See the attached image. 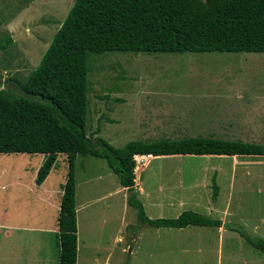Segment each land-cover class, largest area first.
<instances>
[{
  "label": "rangeland",
  "instance_id": "obj_1",
  "mask_svg": "<svg viewBox=\"0 0 264 264\" xmlns=\"http://www.w3.org/2000/svg\"><path fill=\"white\" fill-rule=\"evenodd\" d=\"M74 2L0 0V45L5 46L0 49V91H14L11 79L27 80ZM88 70L90 138L101 137L115 148L131 141L189 137L264 145V53L110 52L90 55ZM43 161L39 154L0 155V264L58 262L54 211H45L43 219L32 218L36 193L28 192L36 185ZM57 161L59 176L65 179L66 155L60 154ZM135 162L134 189L143 204L147 200L148 214L161 210L157 215L168 218L179 210H204L207 205L226 208L234 217L228 222L264 241V157L136 156ZM51 175L46 186L55 184L52 179L57 176ZM75 182L76 264H240L229 259L234 255L229 250H220L218 258L213 228H202L209 235L208 248L198 249L193 248L195 241L182 248L184 233L177 236L175 229L140 225L137 211L126 208L127 191L104 159L77 156ZM51 219L55 237L37 236L41 234L34 223L47 227ZM190 230L201 235L198 227ZM241 240L244 248L234 257L249 261L257 256L254 264H264V254Z\"/></svg>",
  "mask_w": 264,
  "mask_h": 264
},
{
  "label": "trees",
  "instance_id": "obj_2",
  "mask_svg": "<svg viewBox=\"0 0 264 264\" xmlns=\"http://www.w3.org/2000/svg\"><path fill=\"white\" fill-rule=\"evenodd\" d=\"M110 52L264 53V0H75L27 80L11 79L14 91H0V154L43 155L36 185L47 178L57 156L66 155L57 217L58 264L77 261V156L106 161L128 192L127 204L137 211L140 225L169 229L220 227L221 222L193 211L149 219L134 189L135 155L264 156L262 145L203 137L131 141L122 148L88 137V60ZM229 227L264 254L263 240Z\"/></svg>",
  "mask_w": 264,
  "mask_h": 264
},
{
  "label": "crops",
  "instance_id": "obj_3",
  "mask_svg": "<svg viewBox=\"0 0 264 264\" xmlns=\"http://www.w3.org/2000/svg\"><path fill=\"white\" fill-rule=\"evenodd\" d=\"M244 143H248V142H244ZM255 144H257V143H255ZM258 145H261V144H258ZM262 146H264V145H262ZM0 155H4V154H0ZM58 156H57V159H56L57 163H58V161H57L58 160ZM236 157H238V156H236ZM247 157H264V156H247ZM152 158H154V157L152 156ZM56 162L54 164V167L51 169L49 175L44 180V182L41 185H35L34 188H32V190L29 189V191H28L30 193H31V191H33V193H36V203L34 204V212H33L34 215L32 216V218L35 217L38 220L39 219H43V217L45 215V211H47V213H48L50 210H53L54 211L52 213L53 215L50 214V216L52 215V218L55 217V222L57 221V217H58V213H59V209H60V203H61V196H62V194L59 193V189H60V186L65 183L66 177H65V179H61V177L59 176L60 173H61V170H59V166L56 165ZM53 171L55 173H53ZM51 174L57 176V178H53L52 179V180L56 179L55 184L54 185H50L49 184L48 186H46V184L49 182L48 181L49 177H50V179L52 178ZM186 175L189 176L190 172H188ZM192 175H194V174H192ZM221 179L222 178L220 176L216 179L217 183H218L217 185L219 187V194H220V189H221V185H222L221 184ZM135 181H136V179H135ZM225 186H227V185L225 184ZM134 187H135V185H134ZM227 187L229 188V186H227ZM218 197H219V195H218ZM218 197L216 198V200L218 199ZM146 201L147 200H145V202ZM140 202H142V200ZM145 202H144V204H143V202L141 203L143 208L145 209L144 211H146ZM193 202H194V205H195L196 202L195 201H193ZM127 207L129 208L128 205L126 206V208ZM154 207L161 208L162 206H161V204H158V205L155 204ZM224 209H225V211L224 210L220 211V210L214 208V206H208L207 205V206H204V210H202V209L201 210H197V211L196 210H179V211H177L176 213H174L173 215H171L168 218H176L184 211H193V212L199 213V214H201V215H203V216H205L207 218H209L210 216L220 215L219 217H217L218 219L209 218L211 220H217V221L221 222L220 227H210V228H213V230H215L216 234H217L216 240L218 242V245H217L218 258L220 257V250L221 251L229 250V252H231L232 254L235 255L237 253V255H238V252L241 251L240 248H242V247L244 248V246H243L244 242L241 240L243 238L237 232L231 230V227H229V226H231L233 224L228 222V218H234V217H233L232 214H230L228 211H226V208H224ZM158 211L160 212L161 210H158ZM76 212L79 213L78 208L76 209ZM159 212H157L155 215H151L150 213L148 214V212L146 211L145 214H146V216L149 219H159V218H166L167 217V216H164V215H157ZM55 214H56V216H55ZM49 222L50 223H49V225L47 227L46 226L42 227L40 225H37V223H34V225L38 227V228H35L36 232L41 234V235H37V236H39V237L42 236L43 237L44 234H46L47 236L52 235V236L55 237L57 229L54 230V224H53L54 222H53L52 219ZM7 227H9V226H7ZM10 227L14 228L13 226H10ZM191 227L192 228L198 227L199 230H197L198 231L197 233L201 234V235H198V237H196L194 235L195 232H191V230H190ZM42 228H44V229H42ZM202 228H205V227L188 226L186 228L175 229L177 236L180 233H184L183 236H184V238L186 240L183 241L182 248H186V247H188L191 244L193 245L194 241H195V245L193 246V248L201 249V248H203V246H204V248H208L207 241L209 239L208 238L209 235H207L206 233L202 232ZM43 230H45V232H42ZM194 230H196V229H194ZM194 230H192V231H194ZM39 231H41V232H39ZM77 231H78V229H77ZM7 235H9L8 237L12 239L11 241L15 240L14 237H10L11 235H13V233H10V234L7 233ZM206 238H208V239L206 240ZM191 242H193V243H191ZM35 245H37V244H35ZM240 245H241V247H240ZM195 246H197V247H195ZM235 247H237L236 251L232 250ZM77 253H78V237H77ZM241 253L242 252H240L239 254H241ZM234 255H233L232 258H229V259H231L232 261L237 260V262L240 263V264H254L255 261H258V257L257 256H255V257L251 256L252 258L248 261V260H239L237 255L235 256L236 258L234 257ZM57 260L59 261V258ZM79 263H80V261L78 262V264ZM56 264H58V262Z\"/></svg>",
  "mask_w": 264,
  "mask_h": 264
},
{
  "label": "clouds",
  "instance_id": "obj_4",
  "mask_svg": "<svg viewBox=\"0 0 264 264\" xmlns=\"http://www.w3.org/2000/svg\"><path fill=\"white\" fill-rule=\"evenodd\" d=\"M136 156H149V155H135L134 157H133V159H134V161H135V157ZM151 156V155H150ZM154 157V156H153ZM170 157V156H169ZM135 168H136V162H135ZM135 170L136 169H134V174H135ZM120 185V184H119ZM134 185H135V181H134Z\"/></svg>",
  "mask_w": 264,
  "mask_h": 264
},
{
  "label": "bare ground",
  "instance_id": "obj_5",
  "mask_svg": "<svg viewBox=\"0 0 264 264\" xmlns=\"http://www.w3.org/2000/svg\"><path fill=\"white\" fill-rule=\"evenodd\" d=\"M147 157H148V158H152V156H150V155H149V156H147Z\"/></svg>",
  "mask_w": 264,
  "mask_h": 264
}]
</instances>
